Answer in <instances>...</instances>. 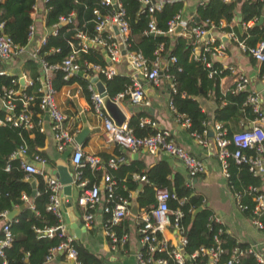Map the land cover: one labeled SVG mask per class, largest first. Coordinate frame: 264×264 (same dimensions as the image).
Segmentation results:
<instances>
[{
	"label": "trees",
	"instance_id": "trees-1",
	"mask_svg": "<svg viewBox=\"0 0 264 264\" xmlns=\"http://www.w3.org/2000/svg\"><path fill=\"white\" fill-rule=\"evenodd\" d=\"M120 2L130 28L132 47L140 50L147 61H151L154 58V50L161 43L164 50L161 56H173L175 58V62L172 64H167L164 61L163 72L170 76L175 87V92H170L171 102L177 113L184 114L188 119L189 126L186 128L188 132L197 134L203 131L207 132L204 113L198 103L191 98L192 95H205L207 92H210L215 104L213 122L221 124L226 131V137L229 138L236 131H243L244 127L248 128V123L256 119L257 116V113L253 112L252 106L245 102L248 91H234L232 86L224 94L219 92L218 79L226 72L220 63L216 60L213 61L212 68L216 71L220 70V73L208 77V69L204 68L199 61L190 59L189 54L192 46L187 39L179 35L172 39L170 38L171 35L168 34L143 35L142 30L148 20L146 10H140L138 0H120ZM34 3L35 0H0V36L5 35L13 45L24 47L27 43L28 27L33 21L30 13ZM45 5L47 7L45 25L55 23L59 15H66L70 11L75 14L74 24L58 27L56 35L47 36L45 44L41 46L40 55L48 63H57L69 54L68 41L75 45L76 41L73 38L75 31L81 30L87 36L92 35L93 8H97L101 14L108 9V6L100 5L96 0H48ZM181 6L180 1L164 2L161 9L154 12L157 28L165 31L166 22L181 12ZM237 12L240 14L239 22L243 25L241 33L237 31L233 23ZM259 17H262V22L255 25ZM189 20L191 21L188 22V26L202 25L207 22L211 23L217 31L233 32L239 40L243 41L246 48L253 47L257 42L264 40V0H208L198 5L195 10V17ZM249 22L251 25H247ZM50 48H53L54 52L48 51ZM78 61L82 64L78 62L80 68L87 75L90 71L88 64H104L102 56L93 48H88L84 53L80 52ZM22 67L32 71L31 84L26 85L20 91L21 94L33 96L31 104L27 106L32 126L27 129L22 125L17 127L8 123L0 125V211L6 212H9L13 206H20L23 203L20 198L22 193L27 197L30 196L29 182L25 180L24 173L19 169L18 161L9 158L10 153L19 145H24L28 156L29 154L37 155L44 159L43 153L39 150L43 145L44 134L39 130L37 124L41 120L42 111L38 108L40 93L38 92L37 73L34 70L36 65L27 58ZM259 70L260 73L264 74V61L260 63ZM62 76V71H53L51 84L55 90H59L72 81H77L85 94H88L86 91L87 79L74 75L66 81L62 80ZM102 81L110 99L130 83L127 77L121 75H114L110 79L102 78ZM2 88L18 90L17 78L0 74V94ZM181 92H185V98L180 97ZM20 96L13 97V101L16 103L15 111L21 109V104L18 101ZM260 111L264 112V108L263 110L260 108ZM3 113L4 111L0 109V117ZM137 119L133 118L127 122V126L135 136H145L154 132L146 125L138 127ZM227 148L229 151L235 149L231 143L227 145ZM7 163L9 169L5 170ZM121 165L114 171L110 170V174L115 184V192L122 197H127L128 190H132L136 186V184L129 183V173L130 171H138L139 167L133 169ZM226 171L227 190L231 194L233 192L241 193L240 203L247 206L243 212L250 215L253 202L247 187H257L260 190L261 178L253 176L248 171L246 164H235L231 157L227 158ZM80 172L81 176L88 178L89 183L86 185L88 187L94 181L93 178L98 171L91 172L89 166L84 165L80 168ZM169 172L167 164L162 161H158L145 172L146 183L142 186L141 194L136 198L138 206L148 209L155 203L154 188H165L175 198L167 201L168 207L170 209L179 208L183 213L179 223L182 228L181 236L185 239L182 251L188 257L184 264H204L207 259L206 256L193 254L200 247L206 248L215 245L221 249L215 264L226 263L230 258L232 249L236 247L235 242L225 233V228L221 224L207 220L209 212L206 208H202L193 215V211L203 204L201 195L197 194L191 187L186 186L182 177L178 175L169 180L167 178ZM125 174H127L126 190L117 183V180H120ZM33 177L36 180V194L31 198L30 203L33 209H30L29 206L22 208L19 215L13 221L8 222L12 239L10 245L4 249L6 264H43L49 251L65 240L64 236L56 234L51 237H38L36 230L50 227L57 223V219L50 211L46 210L48 192L41 176L35 174ZM179 200L181 203L178 202ZM108 229L113 230V227ZM115 230L117 234H121L118 233L121 232L119 225L115 226ZM215 240H217V244ZM70 244L76 251V262L79 264H100L99 259L78 242L71 240ZM142 253H145V250ZM153 256H160V254L156 253ZM232 264L261 263L257 262L251 254H242Z\"/></svg>",
	"mask_w": 264,
	"mask_h": 264
},
{
	"label": "built area",
	"instance_id": "built-area-1",
	"mask_svg": "<svg viewBox=\"0 0 264 264\" xmlns=\"http://www.w3.org/2000/svg\"><path fill=\"white\" fill-rule=\"evenodd\" d=\"M100 5L108 6L105 13L101 14L97 8L92 9L94 15L93 32L91 36L81 30H77L73 34L75 39V45L68 41L70 52L67 56L61 59L57 63H48L40 55V48L45 44L46 38L49 35H56L58 27L61 25L74 24L75 14L70 11L66 15H59L51 25H45L42 27V31L39 32L38 45L36 47H29V51L25 50V46L30 42L36 34V27L34 22L29 25L27 31V43L24 47H17L11 43L9 38L5 35L0 36V62L9 61L12 57L22 55L27 52L29 59L34 61L44 73H50L54 70H60L63 72L62 78L64 80L70 79L74 76L77 70L80 69L78 63V54L84 53L88 48H93L98 51L100 56L106 57L107 63L101 64H88V69L97 76H102L105 79H110L115 75V69L112 64H116L120 61L126 63L133 71L134 76L130 77V83L125 88L116 93L112 98V101L117 103L122 98H127L132 105H144L147 102L144 100V93L140 85V80L158 84L159 76L163 67L161 66V60L164 59L168 64L175 62L173 56L162 57L163 44L159 43L154 50V58L151 61H147L140 50L132 47V39L130 35V28L125 18V13L121 5L120 0H96ZM140 10H146L147 22L143 28V35L159 36V35H172L177 27H180V32L177 34L184 39L188 40V43L192 46V50L189 54L190 59L199 61L204 68L208 69L207 76L220 73V70L216 71L212 68L213 61L223 55L224 46L217 39L212 37L211 32L214 26L211 23H204L202 25L188 26V22L191 20H184L181 18V14L177 13L166 22V30L161 31L156 26V19L154 12L159 11L164 2H170V0H138ZM230 1V0H226ZM48 0H42L44 11L46 14V3ZM34 12V5L32 6ZM222 25V23H220ZM111 27L116 33L113 35L109 33L107 29ZM226 37L230 41H233L237 46L247 54L254 61H264V40L257 42L253 47L246 48L243 41L239 40L233 32H226ZM48 51L54 52L53 48ZM46 53V52H45ZM161 62V63H160ZM231 70V69H230ZM0 74H3L0 71ZM168 79L171 91L174 92L175 88L171 82L170 76L165 74ZM45 75H43V78ZM21 79L26 81V85L31 84L30 79H26L24 75ZM264 88V79H263ZM23 84L22 89L26 86ZM249 81L243 74L237 75L232 86L234 91H248L245 102L252 106L253 112L257 113L256 119L250 122V126L241 132H236L226 137V131L220 123H214L212 126L213 142L217 151V159L224 177H227V158L231 157L235 164H246L248 171L253 176H264V112L260 111V100L257 93L248 89ZM89 91V100L91 111L101 121V132L106 142L115 144L121 152L114 154L105 161L97 158L96 156H84L81 149L73 144L71 133L64 126L63 121L65 115L61 113L54 101L55 93L57 92L52 84L50 77L42 82H39L38 92L40 93L38 99V108L49 118L51 122V128L54 134L55 145L58 150H62L65 146L72 145V154L70 157L71 164L73 166L74 175L79 177L81 174L80 168L84 165H88L94 170L100 169L103 173V197L101 198L98 185H91L86 187L79 194L76 202L79 206L83 207L85 212L82 215V224L85 227H89L93 214L88 212V209L93 207L102 201V212L109 216V222L112 225L117 224L122 218H124L129 212V197H122L115 192V184L112 181L110 170H116L119 165L125 161V152L136 153L139 150L145 151L148 154L156 155L159 153H165L172 157H175L180 161L187 174L192 177L196 176L204 171V163L198 157L183 150L173 141L168 131L155 130L152 134L145 136H135L131 129L127 126V123L122 122L115 124L112 119L106 114L103 107V98L95 92L91 87H87ZM20 90L12 88H2L0 94V109L4 111L2 117H0V125L5 123L10 124L13 127L22 125L24 128H31L30 115L27 110V106L31 104L33 96L21 94ZM14 96H20L18 98L21 104V109L15 111L16 103L13 101ZM169 107L175 111L171 99L169 100ZM175 113V112H174ZM175 119L185 127L189 126V121L184 115L175 113ZM40 121H38L39 125ZM149 121L145 118L140 119V125H149ZM152 125V124H150ZM39 130L41 127L39 125ZM195 140L200 144L206 143L207 132L203 131L200 134L191 132ZM231 143L235 149L229 151L227 145ZM11 160L18 161L19 169L24 173L26 178L29 175L38 174V170L35 167V163H42L41 159L37 155H32L31 158L27 155L26 147L19 145L9 155ZM9 169L8 163L5 165V170ZM136 180L146 181L144 176L132 175ZM44 184L46 191L48 192L46 210L50 211L57 219V223L52 224L50 227L42 230H36L38 237L47 236L51 237L54 234L65 237L64 241H61L56 247L52 248L45 256V261L49 260L52 256V251H63L65 256L72 261V264H79L75 261L76 251L72 248L70 242L71 238L65 236L63 233V227L61 225V204L62 201L58 195L61 190V184L53 176H44ZM79 186H84L80 184ZM248 194L251 196L253 202L250 209L251 222L253 226L261 231L264 235V193L257 187H247ZM231 194V193H230ZM235 206L238 210L244 211L247 206L240 203L241 193L233 192L231 194ZM20 198L24 203L29 206V201L26 195L21 194ZM175 199L174 195L170 194L165 188H154V200L148 209H144L139 214V222L137 232L140 235V241L145 246V253H139L137 255L138 264H184L182 247L185 244V239L181 236L182 228L180 226V219L183 215L179 208L170 209L167 205L169 199ZM178 202L181 203V200ZM30 208L32 205L30 204ZM6 211H0V264H6L4 257V249L10 245L12 234L9 228V223L6 220ZM208 221H213L220 224L217 218L213 216L208 217ZM172 228L179 234V247H169L161 239V232L165 229ZM59 230V232H57ZM111 248L117 246L118 243H122L125 240V235L118 238L112 229L105 231ZM217 244V240H215ZM160 254V256L154 257L153 254ZM221 249L218 245L211 247H200L193 255L206 256V262L204 264H215L218 260ZM241 254H252L255 260L262 264V259L256 253H252L250 249H244L242 251L236 248L232 249L229 260L223 264H232L237 261L238 256ZM95 264V263H92Z\"/></svg>",
	"mask_w": 264,
	"mask_h": 264
},
{
	"label": "crops",
	"instance_id": "crops-1",
	"mask_svg": "<svg viewBox=\"0 0 264 264\" xmlns=\"http://www.w3.org/2000/svg\"><path fill=\"white\" fill-rule=\"evenodd\" d=\"M170 1H180L182 3L180 12L181 18L188 21L190 18L195 17V10L198 5L205 3L208 0ZM237 14L238 12L236 15ZM30 16L37 31L33 39L25 46L26 51H29V47H36L38 45V39L41 37L39 32L42 31V27L44 26L45 22V11L42 0H35L34 12L32 9ZM233 23L235 24L236 28L237 24H240L239 33H241L243 30V25L238 22L237 16H235ZM247 25H251V23L249 22ZM107 31L109 33L111 32L113 35L116 34L111 27H109ZM177 34L173 33L170 38H175L178 36ZM209 34L221 42L224 46L223 55L216 59V61L226 69L224 75L218 79L219 92L224 94L229 88H232V84L236 76L243 74L249 81L248 89L258 94L260 107L263 110L264 88L262 81L264 79V74L260 73V62L252 61L253 59L241 51L236 43L230 41L229 38L226 37V32L217 31L213 28ZM27 57V52H24L22 55L12 57L9 61L0 62V71H2L4 75L16 77L17 82H19L22 75H24L26 79L32 78V71L30 69L29 71L25 70L22 67L23 62L27 60ZM103 60L104 64L108 62L106 57H103ZM164 61L165 60L162 59V63L160 62L163 68L165 66ZM34 64L36 65L34 70L37 73L39 82H42L49 77L51 79L53 72L44 73L40 66H38L35 62ZM112 66L115 69V75L125 76L129 80L130 77L134 76L132 69L123 61L112 64ZM163 71L164 69L161 71L158 84H152L140 80V85L144 93V100L147 102V104L132 105L129 103L127 98H122L115 104L124 117L123 122L127 123L130 121V119L138 118V127H142L140 125V119L145 118L150 124H152L146 125V127L150 128L151 130L168 131L175 144L203 161L205 167L204 171L196 176L190 177L180 161H178L175 157L165 153L151 155L142 150H139L136 153L125 152V161L121 166H126L133 169L135 167H139L138 171H130L129 173V183H132L133 185L136 184V186L132 190H128V194L130 195L128 214L117 224L111 226L109 222V216L102 212L103 203L101 201L100 203L96 204L93 209L87 210L93 214V218L90 226L85 227L82 224V215L85 210L83 207L77 204L76 200L79 194H81V191L86 188V185H88L89 180L86 176H81V174L79 177L74 175L75 170L73 169L70 160L72 154V145L65 146L62 150H58L56 148L51 122L49 118L42 112L39 125L41 127V132L44 134V141L42 147L39 148V150L43 153L44 159L40 157L43 159V162L34 164L39 172L37 175L41 176L42 181L44 176H53L56 178L54 175L56 173V167H63L66 169V172L71 175L73 180L70 184V189L68 190L67 194H65L63 191L62 185L61 190L58 193L62 201L60 212L61 225L63 227L64 235L69 236L71 240L78 242L89 253L98 258L100 264H138L136 259L137 255L145 250V246L140 241V235L137 232V227L139 222V214L145 208L138 206L136 198L139 196V194H141L142 186L146 183V181H140L138 179L135 180L132 175H142L145 177V172L149 168L153 167L158 161H162L167 164L170 170L169 174L167 175L169 180L173 179L175 175H178L182 177L186 186L191 187L197 194L201 195L203 204L200 207L201 209L206 208L209 212L207 220L209 216L217 218L219 223L225 228V233H227V235H229L230 238L235 242V248L237 250L242 251L244 249H250L252 253H256L261 257L263 261L262 264H264V235L261 233V231L253 226L251 222V214H246L245 212L236 208L233 198L227 190L226 179L222 174L218 163L217 151L212 139V126L214 124L213 110L215 108L212 95L210 92H207L205 95L198 94L196 96L192 95L191 97L198 103L205 116L207 138L205 144H200L195 140L193 135L186 130L187 127L181 125L179 121L175 119L174 115L177 113V111H173L168 104L169 100L171 99L170 92L174 93L175 91H171L168 79L166 78ZM88 74L89 75H87L81 68L77 70L75 74L88 80V85L86 86V91L88 92L87 95L83 91L82 86L77 81H72L62 86L59 90H56L57 92L55 93L54 101L58 110L65 115L63 124L71 133L73 144L81 149L84 156H96L102 161H105L109 157L121 151L115 144L105 141L101 132V121L91 111L90 108L89 91L87 90V87H91L95 92H97L96 83L100 82L106 90L105 84L102 81L103 77L95 75L92 73V71H89ZM43 75H45L44 78ZM62 80L64 79L62 78ZM256 82L261 83V88L258 90L255 88ZM23 83L26 85L27 82L24 81ZM18 87H20L19 83ZM180 97L185 98V92H181ZM105 112L108 115L107 111ZM247 126L249 127L250 123H248ZM245 128L246 127H244V129ZM31 156L32 155L29 154V158H31ZM89 169L91 172L96 171L90 167ZM97 171L98 172L94 176V181L91 185H98L102 198L104 171L100 169H97ZM117 174L119 175L118 172ZM126 176L127 174L121 177L120 180H117V183L120 184V187L124 188L125 190V183L127 181ZM259 177L261 178V186L259 188L264 193V176ZM24 178L29 182L30 196L27 198L30 208L31 198L36 194V180L33 175H29L28 178H26L24 175ZM31 181L34 183L35 189V194L33 196H31ZM80 184H83L84 186L81 187L79 186ZM67 200L70 203V207H66L65 205ZM133 203L136 207V213L131 212ZM27 206L28 204L24 202L20 206H13L9 212H6L7 222L13 221L19 215V212L22 210V208ZM68 208H70L71 213L74 215L77 226H73L72 222H66ZM196 212L197 211L194 210L193 215H195ZM11 213L12 215H10ZM118 225L120 226L121 231L118 233L121 234H117V231L115 230V226ZM109 227H113V231L117 237H119V235L120 237L125 235V240L122 243H118L114 248L110 247L105 233ZM160 235L162 241L169 247H179V234L174 229H165ZM51 253V258L47 261H44L43 264H72V261L65 256L63 251L53 250ZM187 258L188 257L185 255L183 256L184 262L185 259L187 260Z\"/></svg>",
	"mask_w": 264,
	"mask_h": 264
},
{
	"label": "water",
	"instance_id": "water-1",
	"mask_svg": "<svg viewBox=\"0 0 264 264\" xmlns=\"http://www.w3.org/2000/svg\"><path fill=\"white\" fill-rule=\"evenodd\" d=\"M236 1H239V0H236ZM236 16H237V20L239 22L240 21V15H239V13ZM261 22H262V17H259V19L256 21L255 25H259ZM237 29H238V32H240V24L239 23L237 24ZM180 30H181L180 27H177L174 30L173 33L174 34H177V33L180 32ZM18 83L20 85L19 90L21 91L22 90L21 87H23V84H24L23 83V80L20 78V80H19ZM255 88H256V90L260 89L261 88V83L256 82ZM96 89H97V92L102 96V98H103V105H104L103 107H104V109H106L105 111H107V113L110 116V118L112 119V121L115 124L122 123L123 120H124V117H123L122 113L120 112V110L116 106L115 102H113L108 97L105 88L103 87V85L100 82L96 83ZM54 175L56 176L58 182L63 186V191L65 192V194H67L68 190L70 189V184L73 181L71 175H69L66 172V169H64L63 167H56V173ZM30 184H31V188H32L31 196H33L35 194L34 183L31 181ZM65 205H66V207H70V203L68 202V200L66 201ZM199 210H201V207H199V208L196 209V211H199ZM131 212L132 213H136V207H135V204L134 203L132 204V210H131ZM10 215H12V213ZM66 216H67L66 222L67 221L68 222H72V225L73 226H77L76 223H75V217L71 213L70 208L67 209V215ZM80 225H78V226H80ZM57 232H59V230H57Z\"/></svg>",
	"mask_w": 264,
	"mask_h": 264
}]
</instances>
